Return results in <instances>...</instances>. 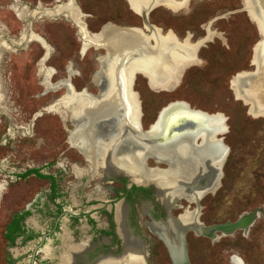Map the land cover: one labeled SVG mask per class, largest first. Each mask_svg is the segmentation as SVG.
<instances>
[{
  "label": "rangeland",
  "instance_id": "374dc122",
  "mask_svg": "<svg viewBox=\"0 0 264 264\" xmlns=\"http://www.w3.org/2000/svg\"><path fill=\"white\" fill-rule=\"evenodd\" d=\"M19 1L29 10L38 3L47 7L54 3V0ZM76 1L85 14L80 19L83 18L92 31L106 22L138 27L142 24L141 17L130 8L127 0ZM14 3V0H0V39L9 46L7 48L0 43V90L4 96L3 101L0 100V134L7 127L11 129L10 134L0 137V159L7 152L9 157L2 162L13 172V180L0 203V264H7V247L2 234L4 222L11 212L25 206L42 183L31 175H18L42 162H49L48 170L53 171L56 161H82L68 140L73 120L61 118L52 109H43L65 88L45 89L41 84L42 75L38 72L37 63L43 49L38 41L22 36L24 22L12 9ZM248 5V0H190L186 9L171 11L168 6L157 5L147 14L148 21L155 27L180 35L187 30L196 37L205 33L209 40L214 38L201 48L203 62L191 67L175 88H154L150 84L153 90L158 89L154 92L146 87L141 74L137 76V88L141 92L145 113L144 124L150 123L156 111L172 100H184L192 107L219 114L228 125V132L225 133V128L223 133L229 152L221 178L223 185L216 194H209L201 200L203 213L208 219L222 221L234 219L255 208L261 210L247 234L237 229L233 235L222 236L219 242L198 238L197 247L189 254L194 264H230L232 255L244 264H264V115L253 116L247 112L248 105L240 100L232 83L249 73L233 76L236 72L253 68L260 46L258 44L253 49L251 65L252 46L259 35L248 17V13L253 16ZM28 18L31 32L43 37L44 42L53 48L50 58L47 60L46 57L42 62L52 71L48 75L51 83L64 79L69 65L72 71H76L71 75L76 89L85 87L87 91L96 93L104 87L103 74L97 72L94 82L90 77L95 70L103 72L106 69L107 54L99 55L97 61L94 56L102 49L89 47L80 53L79 36L67 15L36 12ZM188 37L189 34L184 36ZM36 112L39 115L33 118ZM72 113L70 110L68 116ZM103 123L95 125L98 127ZM5 138L6 145L1 143ZM135 149L139 155L140 148ZM148 162L154 163L152 158ZM18 247L19 244H14L13 251ZM23 247L25 249V244ZM15 256L14 264H25L24 252ZM150 262L168 264L169 259L165 254H156L150 256Z\"/></svg>",
  "mask_w": 264,
  "mask_h": 264
},
{
  "label": "flooded vegetation",
  "instance_id": "af4514ba",
  "mask_svg": "<svg viewBox=\"0 0 264 264\" xmlns=\"http://www.w3.org/2000/svg\"><path fill=\"white\" fill-rule=\"evenodd\" d=\"M65 1L54 0L50 7ZM75 2L80 17H83L85 14L76 0ZM38 5L47 7L41 3L32 8L28 7L33 9ZM189 5L190 0L185 6L167 8L171 11H178L188 8ZM130 8L134 11L132 7ZM61 15L66 16L63 13ZM81 22L84 29L90 33H96L102 30V26L104 27L106 23H110L106 22L98 30L92 31L83 18H81ZM28 24H31L29 18L25 25ZM73 25L81 42L80 53L83 54L89 47L102 49L103 51L94 56V59L97 60L99 55L106 52L105 46L104 48L96 47L93 44L83 46L84 42L79 35V27L74 23ZM118 26L133 27V30L138 29L145 34L148 33V29L143 23L140 27L134 25ZM127 29L130 30L131 28ZM28 30L31 31L30 26ZM154 30L161 35L171 33L176 40L178 39V42L187 39L191 45L198 44L194 48L193 59L185 63L180 69V80L178 79L174 85H169V87L175 88L178 84L180 85L182 78L189 73L188 70L191 67L203 62L201 48L207 46L206 43L214 37L209 40L205 33L196 37L194 33L187 30L181 35L175 32L174 34L172 31L158 28V26ZM186 34H189L190 37L184 38ZM27 39L30 38L27 37ZM149 43L151 46L154 44L152 38H149ZM46 44L50 49L47 51L40 45L43 53L39 59L44 56L47 57V60L50 58L53 48L47 41ZM189 65L191 66L188 68ZM97 72L100 73L97 70L91 73V82H94ZM73 74H76V71H73L71 75ZM71 75L67 74L64 78L68 79L71 89L75 92L87 91L85 87L76 89L71 80ZM134 75V79L132 78L134 91L131 87L130 90L136 95L138 101L137 118L134 120L130 118L131 105L126 95L127 86H130V82L126 85L121 73L116 71L113 76L114 90L111 94L118 97V104L121 107L117 110L126 112L127 119H121L120 114L105 119L104 117L108 115L106 106L110 107L107 105L108 103L92 106L86 112L83 128L79 131L78 126L73 123L68 134L70 144L82 158L81 162L56 161L54 164L56 167L53 171L48 170L49 162H42L38 167H30L25 169V174L18 175V177L31 175L42 183L38 192L25 202V206L11 212L4 222L2 234L6 241L7 264H14L16 261L15 254L21 255L23 252L25 253V264H101L110 259L121 262L127 253L134 257L140 256L142 264H151V255L165 254L169 259L168 264H175L171 252L181 251L184 254V259L180 264H194L190 261L189 254L197 247L198 238L203 237L219 242L222 236L233 235L237 230L226 234L217 231L205 235L199 234L192 228L195 222L208 226L225 221H234L240 216L234 219L214 221L205 216L202 210L204 206L201 204L203 198L209 194H216L223 185L221 178L229 152V146L224 141V134L228 132L227 123L225 126L222 119V125L218 122L212 125L209 122L211 118L198 120L191 113L184 110L180 111L179 108L174 112L175 114H172L173 117L175 115L179 118L171 119L168 117L160 130L152 128L158 121L160 112L166 103L156 111L150 123L144 124L145 113L141 103V92L137 88V76L140 75L145 79L146 87L149 90L154 92H158V90H153L148 85L146 74L137 71L134 72ZM87 92L95 95L98 91L96 93ZM63 94L64 92L57 99ZM51 103L43 109L47 110L46 108ZM187 104L190 108L198 109L190 106L189 103ZM67 109L65 108V110ZM178 111L182 114L177 113ZM207 114L215 115L217 113L207 112ZM37 115L39 114L37 113ZM68 115L66 111L65 114H60L61 118L63 116L69 118ZM98 122L104 123L97 127L95 124ZM137 124L143 130L150 128V133L157 134L159 130L160 138L153 141L154 145L143 144L132 135L126 134V126ZM225 128L226 131L223 133ZM9 130L11 129L7 127L6 131L0 134V137L10 134ZM88 130L91 136L88 135ZM82 135H85L86 141L88 138L92 140L91 147L94 152L91 155L81 143L82 141L79 142L80 138L83 137ZM78 137L80 138L78 139ZM218 137H222L223 143L228 146L227 155L221 159L218 157H220L224 146L220 142L219 146ZM127 138L132 141L127 140ZM6 142L7 139L5 138L1 143L6 145ZM136 147L140 148L139 155H137ZM8 157L9 154L6 152L0 159V183L2 184L0 203L13 180L12 169L2 162L4 158ZM149 158H152L155 164H150ZM137 163L138 168L136 166L134 169L130 168ZM158 163L164 165H157ZM218 168L221 169L219 176H217ZM131 173L142 175V178L134 179ZM147 174H152V176L146 177ZM197 196L198 205L195 200ZM185 213H188V216H185ZM248 228L246 230L243 227L239 229L242 230L243 234H247ZM14 244H19L20 247L13 251L12 246ZM23 244H25V249ZM64 253L68 254L69 262H62Z\"/></svg>",
  "mask_w": 264,
  "mask_h": 264
},
{
  "label": "bare ground",
  "instance_id": "6f19581e",
  "mask_svg": "<svg viewBox=\"0 0 264 264\" xmlns=\"http://www.w3.org/2000/svg\"><path fill=\"white\" fill-rule=\"evenodd\" d=\"M188 0H127L129 6L134 9L136 13H139L140 10L144 8H153L156 5H165L168 7L176 8L179 5L185 6ZM14 4L11 6L14 10L17 18L24 22V29L21 32L22 36L29 37L30 39H34L38 41L45 50L49 51L48 46L44 42L42 38L38 35L32 33L28 30L29 24L27 23L28 17L35 14L36 12L47 13L50 15H56L57 13H66V15L70 18V20L78 25L79 27V35L82 37L83 46L87 44L98 45L100 40L104 41V46L106 48L107 54V65L106 69L102 72L105 85L104 87L95 95L88 93L87 91L75 92L71 89V85L68 79H59L55 83H51L49 81L48 75L52 73L50 69H47L43 65V61L45 60L46 56L39 60L38 64V72L42 75V82L41 84L45 87V89L52 88L56 89L59 87H64L65 91L64 94L57 99L55 102L51 103L48 108L58 112L60 114H68L69 111H73L72 115L69 116L75 126H78V130L80 131L83 127V121L86 117V112L92 106L103 105L108 103L106 109L108 108V115L104 117L105 119H110L115 117L114 115L117 114L115 109V104H118V97H114L111 93L114 90V79L113 76L116 71L121 73L123 80L125 81L126 85L130 82V86H127V98L130 102V118L134 120L138 116V101L136 95L130 90L131 87V80L133 78L134 72H142L146 74L149 83L152 87H162V86H169L174 85L179 79V72L183 65L193 59V52L195 46L198 44L191 45L187 39H184L183 42H178L176 38L171 33H165L163 35L159 34L155 31V27L153 30L148 32L147 34L143 33L136 29L130 30L126 27H115L113 24H106L100 33H90L84 29V25L80 19L79 11L72 6L71 3H61L55 5L54 7H37L35 9L29 10L26 6L21 4L19 0H14ZM252 0H248V8L251 10L252 14L254 15V8L252 5ZM261 7H264V0H261ZM180 8V7H179ZM178 9V8H177ZM245 9V8H244ZM263 14H264V9ZM60 13V14H61ZM28 26V27H27ZM150 33V34H149ZM149 38H152L154 44L151 46L149 43ZM5 41L0 39V43L3 46L9 48L7 44H4ZM99 42V43H98ZM10 43H12L10 41ZM264 46L260 44L258 52L254 58V72H249L247 74H243L242 78L238 77V81L234 82L233 80V87L236 89V93L239 95L243 91H248L253 94V96H258L264 92ZM255 52V51H254ZM69 65H67V73L69 76L72 74ZM101 73V72H100ZM133 73V75H132ZM132 75L131 79L130 76ZM240 96V95H239ZM3 94L0 90V100L3 101ZM241 97V96H240ZM64 108V110H63ZM65 108H68L65 110ZM250 108L254 112L259 113H252ZM249 108V113L253 116L257 115H264V112L261 111L259 106H255V103ZM8 109V108H7ZM177 108L176 110H178ZM175 110V111H176ZM182 109H180L181 111ZM173 111L170 113L168 117L171 119L179 118V116H172L175 112ZM178 111L177 113L182 114V112ZM175 114V113H174ZM119 115V114H118ZM193 115H196L193 113ZM165 116V109H162L160 112L159 118L156 120L157 122L152 126V128H157L160 130V124L164 122ZM61 117V116H60ZM64 118V116L62 117ZM210 123L216 124L217 122L221 124L222 118L218 115H209ZM184 119V118H183ZM195 119V118H194ZM203 120V118H200ZM199 120V119H198ZM176 121V120H175ZM107 122V121H106ZM177 122V121H176ZM202 122V121H201ZM167 123V122H166ZM180 123V122H179ZM183 123V121H182ZM178 124V123H177ZM176 124V125H177ZM187 124V123H186ZM192 124V123H191ZM222 125V124H221ZM158 132V131H157ZM87 133V132H86ZM105 133V132H103ZM162 133V132H161ZM91 133L88 130V135ZM155 134V133H153ZM160 135V132L157 133ZM80 138V141L88 151L89 155H91L94 151L91 147L92 140L88 138L86 141L85 135ZM91 136V135H90ZM84 138V139H83ZM127 140L132 141L127 138ZM130 150V149H128ZM138 168V163L131 169ZM109 170V168H108ZM134 179H141L142 175H137L131 173ZM152 176V174H147L146 177ZM160 177V176H159ZM164 177V176H163ZM159 181V180H158ZM160 184V183H159ZM162 184V183H161ZM2 184L0 183V188ZM160 193V192H159ZM185 216H188V213H185ZM131 254V253H130ZM127 256L121 259V262H117L115 260H107L102 262L101 264H142L140 260V256H131L128 253ZM62 262H69V257L67 253L62 255ZM123 260V261H122ZM230 264H244L241 259L237 256L232 255L230 258Z\"/></svg>",
  "mask_w": 264,
  "mask_h": 264
},
{
  "label": "water",
  "instance_id": "95a60500",
  "mask_svg": "<svg viewBox=\"0 0 264 264\" xmlns=\"http://www.w3.org/2000/svg\"><path fill=\"white\" fill-rule=\"evenodd\" d=\"M252 2H253L252 3L253 8H254V11H253L254 15L251 16L248 13L249 16L248 15L247 16L255 24L257 32H258V35H259V39H257L256 42L252 46V54H251V58H250L251 65H252L251 61H252L254 47L256 45H258V44H262V46H264V14H263V10H262V8L264 9V7H261V4H260L261 0H252ZM64 3H71L73 7H75L76 9L78 8L75 0H66ZM151 9H152L151 7L150 8H144L143 10H140L139 13H138V15L142 19L143 25L145 27H147L148 32L149 31L151 32L153 30V28H154V25L152 23H150L148 21V18H147V14H148V12ZM57 14H59V13H57ZM63 14H66V13H63ZM106 24H111V23H106ZM29 26H30V24H29ZM115 26L116 27H123V26H118V25H115ZM102 28H103V26H102ZM126 28H133V27H126ZM100 31H98V32H100ZM98 32H96V33H98ZM194 42H196V41H194ZM87 45H89V44H87ZM98 46L104 48L103 41L100 42L99 45H96V47H98ZM104 50L106 51L105 48H104ZM261 52L264 53L263 50ZM195 57H196V53H195ZM262 59H264V58L262 57ZM255 70L256 69L253 66V68L251 70H242L240 72H236L233 76L237 75L238 73H240V74L246 73V72H251L252 73ZM182 72L180 73V77L182 75ZM134 76L135 75H133V79H134ZM133 79H132V82H131V89H132ZM146 81H147L148 85L150 86L149 80H148L147 77H146ZM155 90H158V89H155ZM239 95L241 96V99L240 98L239 99L242 100V102L245 105H248L247 112H249V108L252 106L253 103H255V106H259L261 111L264 112V92L261 93V94H258V96H253L252 93H250L248 91H243ZM116 106H117L115 108L116 110L121 107V105H119V104H117ZM177 108H180V109H182L184 111H187V112L191 113L192 115H193V113H195L196 115H194V117L198 118V119L203 118V120H205V119H208L209 115H210V114H207V112H205V111L190 108L187 103L185 104L184 101H172V102L167 103L162 108V109H165V116H164L165 118L163 120L165 121V119L168 118L170 113L175 111ZM37 113L38 112H36L34 114L33 118L35 117V115ZM118 114H120L121 119L122 118L127 119V113L126 112H119L118 111L115 116H118ZM163 125H164V123L162 122L160 124V127H162ZM125 129H126V134L128 133L129 135H132L133 137H135L137 140H139L143 144L154 145L153 141H155L158 138H160V135L150 133L149 132L150 128L148 130H143L139 124L133 125V126H126ZM219 142L221 144H223V146H224V147H222V151H221L220 157H218V159H221L222 157L225 158V156L227 154V151H228V146L225 143H223L222 137H218V143ZM220 143H219V146H220ZM221 164H222V162H221ZM217 172H218L217 176H219L221 174V169L218 168ZM195 200H196L197 205H198V196L195 197ZM258 212H261V210L259 208H256V209H254L252 211H248V212L240 214V216L234 221H225V222H221V223L211 224V225H208V226H205V225L199 224L198 222H195V224H194V226H192V228L196 232H198L199 234H205V235H208V234H211V233H214V232H217V231H220V232H222L224 234L231 233L234 230L242 228V227L246 230L249 227V225L254 221V219L258 216ZM195 215H197V213H195ZM171 256H172L173 261H174L175 264H180L182 262V260L184 259V254H183L182 251L181 252H177V253L171 252Z\"/></svg>",
  "mask_w": 264,
  "mask_h": 264
},
{
  "label": "trees",
  "instance_id": "16d2710c",
  "mask_svg": "<svg viewBox=\"0 0 264 264\" xmlns=\"http://www.w3.org/2000/svg\"><path fill=\"white\" fill-rule=\"evenodd\" d=\"M25 174V173H24Z\"/></svg>",
  "mask_w": 264,
  "mask_h": 264
}]
</instances>
